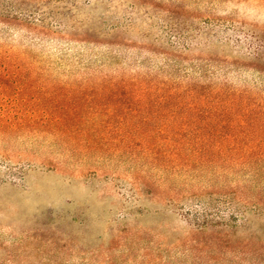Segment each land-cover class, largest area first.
Segmentation results:
<instances>
[{
    "label": "rangeland",
    "instance_id": "obj_1",
    "mask_svg": "<svg viewBox=\"0 0 264 264\" xmlns=\"http://www.w3.org/2000/svg\"><path fill=\"white\" fill-rule=\"evenodd\" d=\"M74 1L70 11L49 5L72 37L0 25V96L32 80L35 87L18 93L68 99L99 133L84 148L23 128L0 132V264H246L236 255L254 247L264 264V204L261 211L248 204L237 232L229 220L236 190L264 199V184L250 185L247 169L221 164L198 175L105 152V110L137 107L122 79L126 89L197 80L246 92L258 116L246 128L264 135V47L256 39L264 44V0ZM173 3L182 9H163ZM198 27L204 33L195 37ZM251 32L258 37L246 41ZM111 82L119 89L105 94ZM169 187L208 190L204 198L227 225L198 231L166 204Z\"/></svg>",
    "mask_w": 264,
    "mask_h": 264
},
{
    "label": "trees",
    "instance_id": "obj_2",
    "mask_svg": "<svg viewBox=\"0 0 264 264\" xmlns=\"http://www.w3.org/2000/svg\"><path fill=\"white\" fill-rule=\"evenodd\" d=\"M51 3L58 6L64 3L62 7L67 6L70 11L75 1L0 0V25L23 29L42 37H72L68 25L62 21L61 12L56 7L49 6ZM163 9L174 12L181 10L182 4H164ZM234 25L230 23L226 27L235 31L237 28ZM177 26L178 23L175 26L173 23L172 29ZM203 33L204 30L198 27L195 37ZM246 34V41L258 37L254 32ZM234 37L240 43V39L235 35ZM256 39L264 47L262 38ZM22 82V86L18 87L22 88L20 90L35 87L32 80ZM199 83L196 80L186 85L165 87V82H144L140 87H135L139 84L136 81L133 83L135 88L126 89L128 84L122 79V88L129 96H133L137 107L127 106L122 110L108 107L105 110V152H125L160 167H168L174 172L195 171L198 175L221 164L237 170L247 169L248 183L262 188L264 135L255 137L256 134L246 128L249 122L254 123L258 117L253 112L249 96L246 92H233L226 85L203 86ZM111 84V87L105 85V94L119 89L115 82ZM18 91L13 96H0V132L12 133L23 128L61 139L68 145H82L84 148L99 142L98 131L92 130L89 124L90 114L68 107L71 103L68 99L55 98L52 93L33 96L28 92L23 91L21 94ZM127 99L126 102L131 101L130 97ZM162 118L166 123L159 125ZM140 178L137 177L136 180ZM210 193L205 189L184 193L169 187L165 202L176 210H181L185 219L195 224L198 231L207 227L226 226L227 223L221 221L219 211H212V204L204 198ZM234 199L235 209L229 220L237 232L249 220L246 217L248 204H252L256 211H261L264 199L258 195L245 198L237 190ZM250 234L251 239L256 236L255 232ZM249 242L247 246H250ZM251 251L240 250L236 256L245 260L246 264L262 263L260 247H254ZM249 253H252L254 260L248 259Z\"/></svg>",
    "mask_w": 264,
    "mask_h": 264
}]
</instances>
